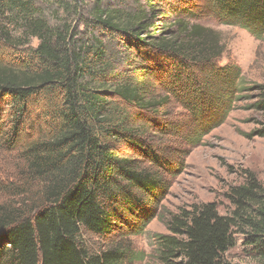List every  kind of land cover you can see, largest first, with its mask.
Here are the masks:
<instances>
[{"label":"trees","instance_id":"obj_1","mask_svg":"<svg viewBox=\"0 0 264 264\" xmlns=\"http://www.w3.org/2000/svg\"><path fill=\"white\" fill-rule=\"evenodd\" d=\"M177 1L72 0L54 25L39 0L0 1V116L18 162L0 178V264H132L112 237L155 218L169 233L159 264H232L236 233L264 260V184L250 172L229 190L230 215L215 203L157 213L186 147L233 111L264 119V85L243 95L222 35L199 23L262 37L264 0Z\"/></svg>","mask_w":264,"mask_h":264},{"label":"rangeland","instance_id":"obj_2","mask_svg":"<svg viewBox=\"0 0 264 264\" xmlns=\"http://www.w3.org/2000/svg\"><path fill=\"white\" fill-rule=\"evenodd\" d=\"M123 1L132 5L135 0ZM168 1L172 9L178 8L177 0ZM37 5L45 19L54 25L67 16L63 7L73 5V2L39 0ZM67 18L72 19L69 16ZM199 23L222 35L226 47L222 65H226L229 59L237 63L247 89L243 95L254 99L256 89L264 85V35L257 37L238 25L225 24L215 17L200 20ZM12 29L16 27L12 25ZM32 45L36 47L38 42L35 40ZM252 101L239 102L238 107H246ZM5 116L4 113L3 118L0 116V178L15 179L14 170L18 164L16 153L4 146L10 127ZM263 120L252 110L233 111L221 126L203 138L201 145L186 147L182 158L184 165L178 173L165 175L170 187L158 205L157 213L167 218L181 209L215 203L221 215H230L233 206L227 195L230 188L247 182V172L254 174L264 184V139L256 136L260 128L258 123ZM149 135L156 134L150 131ZM168 234L164 223L155 218L143 231L131 232L125 229L121 235L112 237V242H122L123 246L131 250L132 264H159L156 254L157 236ZM234 238L235 246L226 254L228 261L232 264H264V260L246 245L247 238L243 234L236 233Z\"/></svg>","mask_w":264,"mask_h":264}]
</instances>
